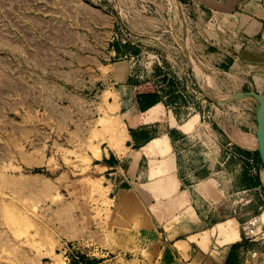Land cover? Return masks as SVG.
I'll list each match as a JSON object with an SVG mask.
<instances>
[{
    "label": "crops",
    "instance_id": "obj_1",
    "mask_svg": "<svg viewBox=\"0 0 264 264\" xmlns=\"http://www.w3.org/2000/svg\"><path fill=\"white\" fill-rule=\"evenodd\" d=\"M155 3L164 12L154 18L143 14L140 29L155 33L162 62L185 60L192 76L199 64L214 74L213 92L227 97L205 95L207 102L191 103L183 83L172 85L185 74L171 75L167 65L150 74L133 70L130 62L143 47L129 42L118 51L112 44L110 55L132 57L110 65L105 111L114 126L109 124L107 139L94 145L88 167L110 202L97 228L78 225L81 260L63 255L70 244L64 242L62 264H112L120 231L127 249L119 256L135 251L126 264H264L261 103L248 95L230 99L256 93L264 100V0ZM182 9L187 51L180 42ZM112 22L116 30L117 17ZM54 257L49 264H56Z\"/></svg>",
    "mask_w": 264,
    "mask_h": 264
},
{
    "label": "rangeland",
    "instance_id": "obj_2",
    "mask_svg": "<svg viewBox=\"0 0 264 264\" xmlns=\"http://www.w3.org/2000/svg\"><path fill=\"white\" fill-rule=\"evenodd\" d=\"M161 12L155 0H0V264H49L54 255L62 264L64 242L70 246L63 255H79L78 225L99 226L110 196L88 169L90 155L114 126L105 111L110 65L132 57L110 55L113 45L143 47L130 62L133 70L150 74L167 65L171 75L185 74L172 85L188 86L191 103L206 99L204 91L227 97L213 92L214 74L199 64L192 76L185 60L158 59L156 35L140 29V19ZM184 16L182 9L180 42L187 51ZM123 233L112 264H126L135 253L119 256L127 249Z\"/></svg>",
    "mask_w": 264,
    "mask_h": 264
},
{
    "label": "water",
    "instance_id": "obj_3",
    "mask_svg": "<svg viewBox=\"0 0 264 264\" xmlns=\"http://www.w3.org/2000/svg\"><path fill=\"white\" fill-rule=\"evenodd\" d=\"M204 91V90H203ZM204 94L208 97H211V98H214L216 99L213 95H211L209 92H206L204 91ZM245 95H248V96H254L256 98H258L260 100V103H261V106H260V114H259V121H260V127L262 129V127L264 126V100L263 98L259 95V94H256V93H247V94H243V95H239V96H233L231 97L230 99H233V98H236V97H242V96H245Z\"/></svg>",
    "mask_w": 264,
    "mask_h": 264
},
{
    "label": "built area",
    "instance_id": "obj_4",
    "mask_svg": "<svg viewBox=\"0 0 264 264\" xmlns=\"http://www.w3.org/2000/svg\"><path fill=\"white\" fill-rule=\"evenodd\" d=\"M185 22H186V20H185ZM158 59L160 60V57L158 56ZM186 90H188V94H187V96H190V97H192L191 95H192V90H190L189 89V87L187 86V89ZM198 99H201V102L202 103H205V102H207V98L206 99H202L201 97H197ZM209 117H210V114L208 115ZM204 118H206L207 117V115L206 114H204V116H203ZM231 144H229V149H228V155H232V150H231V146H230ZM70 246V245H69ZM72 253V256H71V258H70V260H75V261H80L81 260V258H80V255H76L75 254V250H73V252H71Z\"/></svg>",
    "mask_w": 264,
    "mask_h": 264
},
{
    "label": "trees",
    "instance_id": "obj_5",
    "mask_svg": "<svg viewBox=\"0 0 264 264\" xmlns=\"http://www.w3.org/2000/svg\"><path fill=\"white\" fill-rule=\"evenodd\" d=\"M152 93L151 92H149V93H145L144 94V100L146 101V103L147 104H150V103H152ZM74 264H80V263H74ZM82 264H84V263H82ZM89 264V263H88Z\"/></svg>",
    "mask_w": 264,
    "mask_h": 264
},
{
    "label": "bare ground",
    "instance_id": "obj_6",
    "mask_svg": "<svg viewBox=\"0 0 264 264\" xmlns=\"http://www.w3.org/2000/svg\"><path fill=\"white\" fill-rule=\"evenodd\" d=\"M114 108V107H113ZM114 110V109H113ZM115 111V110H114ZM120 124V123H119ZM121 128H122V125H121ZM120 128V129H121ZM117 130V129H116ZM123 130V129H122ZM119 131V130H118ZM121 131V130H120ZM124 131V130H123ZM120 135V134H119ZM123 136V135H122ZM111 138V137H110ZM123 140V139H122ZM109 144V143H108ZM117 144V143H116ZM122 148V147H121ZM122 149H120V151H121Z\"/></svg>",
    "mask_w": 264,
    "mask_h": 264
}]
</instances>
